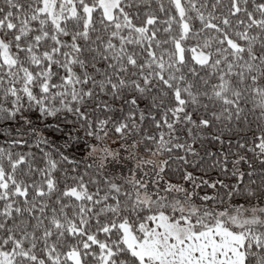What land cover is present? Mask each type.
<instances>
[{
    "label": "snow or ice",
    "instance_id": "6c2138e0",
    "mask_svg": "<svg viewBox=\"0 0 264 264\" xmlns=\"http://www.w3.org/2000/svg\"><path fill=\"white\" fill-rule=\"evenodd\" d=\"M0 264H264V0H0Z\"/></svg>",
    "mask_w": 264,
    "mask_h": 264
}]
</instances>
